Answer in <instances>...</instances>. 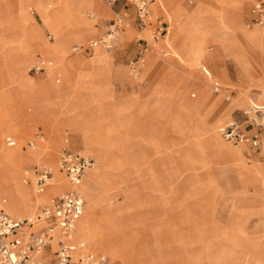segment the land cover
Returning a JSON list of instances; mask_svg holds the SVG:
<instances>
[{
  "label": "rangeland",
  "instance_id": "374dc122",
  "mask_svg": "<svg viewBox=\"0 0 264 264\" xmlns=\"http://www.w3.org/2000/svg\"><path fill=\"white\" fill-rule=\"evenodd\" d=\"M138 1L114 0L109 6L108 0H76L73 7L80 23L74 25L62 18L65 0H0V163L7 150L16 153L9 163L39 153L40 161L15 163L20 188L32 196L40 192L34 183L24 185L25 170L35 164L55 169L51 184L40 193L48 199L34 204V215L37 206L58 193L50 194L51 185L65 182L56 172L57 160L63 149H70L65 138L76 127L82 146L78 148L96 162L89 172H97L103 159L111 176L99 188L100 206L94 216L100 219L104 208L114 212L118 229L114 257L87 245L89 250L106 255L111 264H125L122 259L128 253L127 264H264V184L258 181L264 174V143L252 158L247 157L249 147L227 143L219 134L231 121L249 126L242 111L250 103L264 105V37H259L264 24L249 22L253 0H156L148 7L145 25L138 18ZM44 14L55 22L46 24ZM118 18L120 29L112 47L106 51L98 44L95 50L106 63L99 69L108 74L109 98L76 105L68 95L72 102L64 105L81 117L97 115V124L56 113L49 77L57 88L66 85L70 71L67 68L63 77L62 65L64 59L74 60L78 68L72 89L82 88L92 69L86 71V62L94 54L80 51L88 49L91 40L107 36ZM76 46L81 49L73 52ZM144 46V61L134 72L132 63ZM208 53L215 55L214 61L206 62ZM243 55L247 62L234 59ZM36 56L49 66L51 61L52 67L32 71ZM215 83L219 93L214 92ZM211 102L218 104L208 114ZM228 107L229 116L215 120ZM33 116L44 121L48 137L41 125L27 132L30 123L25 122ZM85 128L97 136L98 148L91 138H83ZM37 131L44 141L29 149L27 141L36 143ZM214 134L230 149L241 150L246 163L228 162L209 148L216 146ZM10 138L16 144L7 148ZM50 142L57 146L54 163L41 157V147ZM1 182L0 173V197L7 199L4 207L10 214V198Z\"/></svg>",
  "mask_w": 264,
  "mask_h": 264
},
{
  "label": "built area",
  "instance_id": "2783aa9c",
  "mask_svg": "<svg viewBox=\"0 0 264 264\" xmlns=\"http://www.w3.org/2000/svg\"><path fill=\"white\" fill-rule=\"evenodd\" d=\"M112 6L114 0H108ZM139 21L145 25L149 17L148 7L143 0L138 1L136 6ZM253 20L251 24H264V4L255 3L250 11ZM248 24V27L251 25ZM120 29V19L109 26L108 34L102 39L92 41L88 48L102 44L106 50L112 47L114 36ZM81 47H73L72 51L77 52ZM147 49L140 47L139 54L132 63V68H139L143 63V56ZM49 62L37 58L32 65L34 72L44 71ZM138 66V67H137ZM220 86L215 83L214 92H220ZM227 100L229 98H226ZM245 122L255 129L252 134H246L236 121H231L219 129L221 138L234 146L245 145L259 151L262 149L264 139V106L250 105L242 111ZM37 142H43L41 134L35 135ZM30 146L35 142H30ZM58 169L65 174L69 189L53 196L48 202L42 205L34 215L27 218H12L2 211L6 200L0 197V264H72L73 248L67 241L76 231V219L84 208V198L78 190L84 175L89 169L96 166L87 154L80 150L63 149L58 156ZM32 171L26 170L23 176V183L30 180ZM54 175L52 167L47 164H39L33 169V182L40 191L46 188L48 180ZM45 223L44 226L34 230L37 223ZM54 247L53 252L45 255V251ZM79 247H83L82 244ZM81 264H107L104 257H98L88 253L81 259Z\"/></svg>",
  "mask_w": 264,
  "mask_h": 264
},
{
  "label": "bare ground",
  "instance_id": "6f19581e",
  "mask_svg": "<svg viewBox=\"0 0 264 264\" xmlns=\"http://www.w3.org/2000/svg\"><path fill=\"white\" fill-rule=\"evenodd\" d=\"M32 1H35V0H32ZM71 1H72V3H71ZM75 1L76 0H65L66 8L62 12V18H68L71 21V23L74 25L80 23L79 18H78V11L73 7V4ZM69 3H71V4H69ZM43 19H44L45 23L48 25L52 24L53 21L55 22V20H56V19L54 20L53 17L49 16L48 14L47 15L44 14ZM30 32L31 31H26L25 35L27 37L31 36L32 33H30ZM259 34L258 35H259L260 39L263 40L264 30ZM60 38L58 41L61 40ZM165 38L166 37L164 36V39ZM29 41L30 42L32 41L31 37H30ZM30 42H29L28 47L32 46ZM106 51H108V50H106ZM245 56L246 55H243L242 57H236L234 59L243 61ZM214 59H215L214 54L208 53V55L206 56V62H207V60L208 61L209 60L214 61ZM62 67H63V70H62L61 74L63 75V77L66 78L68 66L66 64H64V65H62ZM204 70L206 72L205 74H206L207 79L211 81L212 76H211L210 72L205 67H204ZM260 97L264 98V89L262 90ZM217 104L218 103H212L211 102L209 104L210 107H208L206 110V113L208 111V114H210L214 109H216ZM250 104L255 105L254 103H250ZM261 106H264V105H261ZM261 106H259V107H261ZM230 109H231L230 107L223 108L215 120L223 119V118H226L227 116H229ZM69 119H71V118H69ZM76 125H77V123H76ZM212 125H213V123L211 125H209L210 128ZM214 130L215 129L212 128V129H210V132L212 131V134H213V133H215ZM79 133H80V131L79 130L77 131L76 127H75L73 134H76L78 136V135H80ZM82 136H83V138H85V141H87V142H89V139L91 138L93 140V142H92L93 146L96 145L95 147L98 148L99 144H98V142L97 143L95 142L96 141L95 139L97 138V136L96 135L92 136L90 131H89V128L88 129L85 128L83 130ZM213 138H214V143L216 144V146L218 148V151L221 152L222 155H225L227 157L225 160H228V162H237L239 164L246 163V161L241 160L242 159L240 157L241 150L235 151V150L230 149L224 143L219 141V139L216 137L215 134L213 135ZM69 141H70L69 137L65 138L64 143L66 144L65 145L66 148H69ZM51 145H53V146H51ZM56 148H57V146L54 145L53 142L52 143L50 142V146L49 145H46V146L43 145L40 149V151L42 152L41 157L54 163L55 162L54 161L55 156L57 154ZM82 152L87 154L85 151H82ZM14 154H16L14 151L7 150L4 154V157H3L4 161L0 163V173H1V181H2L1 182V186H2L1 188L4 189L9 195L10 203L7 205V210L10 214L18 215V214L25 213V214H27V216L31 217L33 215L32 209H33L34 204H41L43 202H46L48 197L40 194L44 191V189L42 191L37 189L40 193H38V195L32 196L30 191H28L27 189H25L23 187L20 188L19 182L17 180L19 178L18 176H19V172H20L18 165H20L22 162H26V161H34V160L40 161L39 153H37L36 155H27V156L21 157V158L18 156V158L15 161H10V163H9L8 161L12 158V156ZM99 160H100V168L98 169V171L97 172H89V171L86 172L84 175L83 181L81 182V184L79 186V191H80L81 195H82V193H84L87 200H86L84 214L78 220V223H77L76 240L84 242L86 244V246L89 245L93 248H100L104 252L110 253L114 257L115 251L111 250V249L113 247V242H114L113 240L115 238L114 237L115 233L118 232V229L115 228L116 216H115L114 212H112L108 209H105V208L102 211V216L100 219L98 217L94 216L97 207L100 206V201L98 198L99 197V190H100L99 188L102 185L106 186L109 183V177L111 179V176H109L110 173L107 169L105 161L103 159H99ZM17 161H18V165H17L18 174H17V168L15 169V163H17ZM7 163H9V164H7ZM261 169L264 173V166H261ZM53 171H54V175H55V169ZM54 175H53V177H54ZM51 179H49V180H51ZM49 180L47 183L48 187H49V184H51V183H49ZM258 181L260 182V184H262V182L264 184V174H263V177L261 178V180H258ZM65 185H66L65 182H61V181L56 180V182H54V184L51 185L52 188L49 191L50 194L58 192L61 188H64ZM87 213L90 214V216H86ZM118 255H119V253H117V256ZM129 259H130V254L128 253L125 256H123L122 261L125 264H127V262H129L128 261Z\"/></svg>",
  "mask_w": 264,
  "mask_h": 264
},
{
  "label": "crops",
  "instance_id": "0c3cea01",
  "mask_svg": "<svg viewBox=\"0 0 264 264\" xmlns=\"http://www.w3.org/2000/svg\"><path fill=\"white\" fill-rule=\"evenodd\" d=\"M143 1H145V3H146V5H147V7H150L151 6V8H152V5L156 2V0H143ZM152 2V3H151ZM257 2H261L262 4H264V0H253V2H252V6L255 4V3H257ZM71 3H72V1H71ZM70 3V4H71ZM151 3V4H150ZM251 6V7H252ZM152 11H153V9H152ZM153 13L154 14H156L154 11H153ZM158 14H161V13H158ZM252 20H253V17H252V15H251V13H250V18H249V22L250 23H252ZM249 23V24H250ZM64 27V26H63ZM60 28V27H59ZM63 29V28H62ZM167 36H168V32H167V34L165 35V37L167 38ZM166 38L164 39V41L166 40ZM91 41H95V40H91ZM97 49V46L96 47H93V48H88V49H84L83 51H80V52H82V53H84L85 55H93L94 54V56L90 59V61H88V63L86 62V71H88L89 72V70L87 69L88 68V66H90L92 69H91V72H89L90 73V78L88 79V80H85L86 82L84 83V85L82 86V88H80V89H78V90H73L72 89V82H73V74H74V72L76 71V69L75 68H78L77 66H76V62L74 61V60H72V61H65V59H64V62L67 64V66H68V69H69V71H70V75H68L69 76V80H68V82H67V84L66 85H64L63 87H61V88H57L56 86H55V84L54 83H52V78L53 77H49V85L52 87V95H53V99H54V104H55V109H57V111H56V113H59V112H61L62 114H64V115H68V116H72V117H78V118H80L81 120H84V121H86V122H91L92 124H97V118H96V116L97 115H95V117H94V115L92 116V115H88L87 117H81L80 115H76L75 113H73L72 111H71V109H67L64 105L66 104V102L68 103V104H70L71 102H70V100L68 101V95L69 96H71L74 100H75V102H74V104L76 103V105H84V104H88V103H90L91 104V101L94 99H96V101L97 102H99L100 100H104V99H108L109 98V93H110V90H109V86H108V77H107V73H102V71H101V69H99V67L100 66H102L103 64L105 65L106 63H101L103 60L98 56L99 55V53H100V51H99V49L97 50V52L95 53V50ZM44 57H46V56H44ZM37 58H42V57H40V56H36L35 57V59H37ZM42 59H44V58H42ZM50 59V58H49ZM45 60V59H44ZM35 61V60H34ZM47 61V60H46ZM109 61V60H108ZM33 62V61H32ZM241 62H247V61H241ZM85 63V62H84ZM82 64V63H81ZM81 64H78V66H80ZM239 64H241V63H239ZM52 62L50 61V66L47 68V69H45L44 71H48V69H50L52 66ZM70 65V66H69ZM43 71V72H44ZM85 71V72H86ZM57 73V72H56ZM46 78V77H45ZM43 81V80H42ZM42 81H40L41 83H42ZM57 82H59V81H57ZM63 83H64V79H63ZM62 83V84H63ZM61 84V85H62ZM70 102V103H69ZM93 102V101H92ZM96 118V119H95ZM62 120V119H61ZM63 121V120H62ZM61 121V122H62ZM25 122V121H24ZM26 124L27 123H30V130L29 131H27V132H31V131H33L34 129H35V126L36 125H41V126H43V131H44V133H45V130H44V121L42 122L41 121V119L40 118H38V117H35V116H33V117H29V119L25 122ZM242 129L244 130V132L246 133V134H252L253 132H255V129H253L252 127H250V126H243L242 127ZM26 132V133H27ZM25 134V133H24ZM36 134H41L42 136H43V134H42V132L41 131H37V133ZM35 134V135H36ZM70 134V136L71 137H69L70 138V141H69V148H70V150H78V149H82V148H78V147H80L81 146V144L79 143V136H77L76 134H73V133H69ZM35 135H34V137H35ZM45 135L47 136V134L45 133ZM22 136V135H21ZM48 137V136H47ZM11 140V141H10ZM10 140L9 141H7L6 142V147L7 148H12V147H14L15 146V144H16V142H15V140L14 139H11L10 138ZM44 141V140H43ZM30 142H35V141H32V140H29V141H27V146H28V148L29 147H31L30 145H29V143ZM262 142L264 143V140H262ZM41 143H43V142H36L35 144H41ZM82 147V146H81ZM209 148H211L213 151H217L218 152V148H217V146H215V147H213V146H211V147H209ZM30 149V148H29ZM249 149H251V151H250V153L251 154H249V155H247V157H256L255 155L257 154V150H255V149H252V148H250L249 147ZM0 152H1V148H0ZM87 155H89V154H87ZM93 155H89V157L91 158V159H93V161L95 162V159L92 157ZM57 162H58V160H57ZM37 165H39V164H35V165H33V166H31L30 168H28V169H26V170H31L32 171V175H33V169L37 166ZM25 170V171H26ZM91 170H93V169H89V170H87V172L88 171H91ZM56 172L58 173V174H60L61 175V177H62V179L65 181V183H66V186L64 187V188H61L59 191H58V193L56 194V195H58V194H60V193H62V192H64V191H66V190H68L69 189V184L67 183V181H66V177H65V174L63 173V172H61L59 169H58V166H57V168H56ZM31 175V177H30V180H29V182H27V183H24V185H26V186H32L33 185V176ZM78 190H79V187H78ZM80 192V191H79ZM56 195H54V196H56ZM53 197V196H52ZM52 197H50V198H52ZM49 198V199H50ZM44 204H46V203H44ZM44 204H42V205H44ZM42 205H39V206H37V208H36V211H37V209H39ZM5 205H3L2 206V211L5 213V214H7V215H9L10 217H12V218H16V219H19V218H17V217H14V216H12V215H10V214H8L6 211H5V207H4ZM84 210H85V200H84V208H83V210H82V212L77 216V219H76V228H77V222H78V220L83 216V214H84ZM35 211V212H36ZM35 214V213H34ZM45 225V223H42V222H39V223H37L36 225H35V227H34V230H36V229H39L40 227H42V226H44ZM67 243L73 248V250H72V264H81V259L83 258V256H85L86 254H88V253H92V254H94V255H96V256H98V257H104L105 259H106V261H107V264H111L110 263V260L108 259V257L106 256V255H104V254H102L101 252H94V251H91V250H89L88 248H87V246H86V244L84 243V242H82V241H77L76 240V231H75V233H74V235L67 241ZM79 244H82L83 245V247H79ZM53 250H54V247H52V248H50V249H47L45 252V255L46 256H48L49 255V253H51V252H53Z\"/></svg>",
  "mask_w": 264,
  "mask_h": 264
}]
</instances>
